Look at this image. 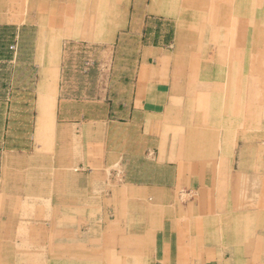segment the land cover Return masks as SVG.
I'll list each match as a JSON object with an SVG mask.
<instances>
[{
  "label": "rangeland",
  "instance_id": "rangeland-1",
  "mask_svg": "<svg viewBox=\"0 0 264 264\" xmlns=\"http://www.w3.org/2000/svg\"><path fill=\"white\" fill-rule=\"evenodd\" d=\"M66 3L74 18L50 23ZM123 13L144 21L126 28ZM0 16V264H141L153 254L146 231L174 229L180 197L194 210L206 189H218L228 213L251 214L246 257L264 260V0H0ZM144 30L156 31L154 45L164 34L170 52L158 75L168 102L134 106L140 124L145 112L157 114L154 137L144 139L156 155L112 174L80 167L75 147L58 143L51 89L87 81L91 97L103 77L110 91L128 88V99L130 86L114 83L133 81ZM100 51L116 54L99 61ZM114 107L72 110L97 118ZM166 154V168H155ZM133 179L162 181L171 197L153 199L151 185H136L146 196L132 198Z\"/></svg>",
  "mask_w": 264,
  "mask_h": 264
},
{
  "label": "crops",
  "instance_id": "crops-1",
  "mask_svg": "<svg viewBox=\"0 0 264 264\" xmlns=\"http://www.w3.org/2000/svg\"><path fill=\"white\" fill-rule=\"evenodd\" d=\"M56 13L52 12L50 23L67 24L71 21L70 19L74 18L75 9L66 3V6H60ZM117 21L115 20L114 23L116 24ZM143 21L144 17L139 20L132 19L130 13L122 14L121 23L125 24L126 28L131 24L142 25ZM27 23L38 24L39 22ZM152 31L153 34L147 35V31L144 30L139 35L140 46L136 55L133 81L114 83L130 86L128 99L123 100L122 95L123 91L127 92L128 88L120 87L119 89L124 90L110 91L111 82L105 81L103 77L96 81L91 97L85 95V92L90 89V84L87 81L83 82L82 86H79L78 83L63 82L61 86H57V89L54 87L51 89L48 109L52 124L56 125L58 143L68 147L73 145L76 152L82 155V159H78V166L89 169L96 168L100 173L102 171L111 173L119 169L134 170L140 167L139 162L143 161L148 153L150 155L153 152L156 155L154 142L149 140V143H146L144 139L148 136L154 137L153 133L149 131L151 120H154L153 116L157 118V114L156 112H145L140 124L139 111L134 107L142 103L165 104L168 102L170 94L167 84L158 77L166 67L164 63L170 58V52L166 49L164 34H160L158 37L160 42L157 45L153 44L157 33L155 30ZM114 53L116 54V52H98L99 61H103V56L112 57ZM98 71L101 73L104 71L102 63L99 64ZM78 90H83V93L78 95L75 93ZM143 90L146 96L140 97ZM142 98L144 101L140 100ZM148 98L150 100L146 101ZM91 103L103 106L115 105V111H107L105 115L92 118L88 115V111L72 110L74 105ZM37 106L40 110L38 100H36ZM117 111L124 112L125 117L120 118ZM140 138L143 139V148H140ZM91 153L96 155L93 160L87 157ZM166 161H168L167 154L163 155L160 161L154 159V167L166 168ZM186 166H182V168L186 169ZM133 174L134 171L131 175ZM87 182L90 184L92 180ZM129 182L131 183L125 190L135 199L146 196L142 191L134 189L138 187L136 185H151L150 188L153 189L148 192L156 200L167 192L166 184L159 180L146 182L133 179ZM208 183H211L208 178L206 180L201 178V182H199L203 185H208ZM197 186L196 184L194 188ZM167 195L171 197L170 193ZM222 198L218 189L216 193L213 189H206L198 194L199 208L193 210L188 207L186 201L184 202L183 197H180L182 200L180 208L177 211V217L172 221L175 228L168 226L163 233L146 231L150 235L148 241L153 245V254L150 252L147 260L145 258L141 264H251L250 257H246L250 250V240L245 236L246 233H250L251 214L243 210L238 214H234L232 211L228 213L227 202L222 201ZM150 209V215L156 217L157 209L155 211ZM234 232L240 233L242 236L235 238ZM237 253L238 255H236ZM128 264H133V261ZM258 264H264V260L260 259Z\"/></svg>",
  "mask_w": 264,
  "mask_h": 264
},
{
  "label": "bare ground",
  "instance_id": "bare-ground-1",
  "mask_svg": "<svg viewBox=\"0 0 264 264\" xmlns=\"http://www.w3.org/2000/svg\"><path fill=\"white\" fill-rule=\"evenodd\" d=\"M114 21H115V19H113V20H111V25L110 26H108L107 27V30H105V34L104 35H108V33H109V31L111 30V27H113V25H115V23H114ZM111 32V31H110ZM113 33V32H112ZM102 35V34H101ZM100 39V38H99ZM254 43H256V42H254ZM245 44V43H244ZM258 46V45H257ZM248 47H249V45H248ZM251 48H253V47H251ZM259 48V47H258ZM250 49V48H249ZM249 52H250V50H249ZM234 54V53H233ZM244 58V57H243ZM247 58V57H246ZM255 61V60H254ZM256 61H257V59H256ZM255 61V62H256ZM254 63V62H253ZM264 64V63H263ZM254 65V64H253ZM260 67V66H259ZM241 69V68H240ZM259 69V68H258ZM260 70V69H259ZM241 71V70H240ZM256 71V70H255ZM261 72V71H260ZM241 73V72H240ZM256 74H258V73H256ZM260 74V73H259ZM261 75V74H260ZM239 77V76H238ZM262 77V76H261ZM237 79V78H236ZM240 79V78H239ZM245 179V178H244ZM245 184V183H244ZM239 189H240V187H239ZM244 191L241 189V190H238V193L239 194H241V193H243ZM190 204V203H189ZM231 225V224H230ZM234 234H235V236L236 235H239V236H242L240 233L238 234L237 232H234ZM252 234V233H251ZM252 236V235H251ZM155 240V239H154ZM256 240V239H255ZM258 241V240H257ZM257 243V242H256ZM77 261V260H76ZM80 261V260H79ZM81 262V261H80ZM84 262V261H83ZM92 262V261H91ZM97 262V261H96ZM74 263H75V260H74ZM100 264V263H99Z\"/></svg>",
  "mask_w": 264,
  "mask_h": 264
}]
</instances>
